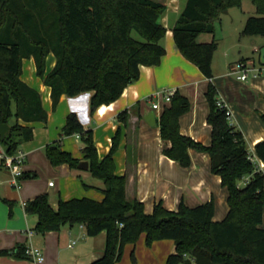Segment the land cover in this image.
I'll use <instances>...</instances> for the list:
<instances>
[{"label": "trees", "instance_id": "1", "mask_svg": "<svg viewBox=\"0 0 264 264\" xmlns=\"http://www.w3.org/2000/svg\"><path fill=\"white\" fill-rule=\"evenodd\" d=\"M242 1L186 0L172 27L177 48L210 79L205 93L210 144L181 132L179 117L191 103L178 90L159 117L161 137L170 142L163 149L165 155L189 166L190 148L209 154L211 171L220 176L228 192L225 218L213 220L212 200L197 206L180 202L176 210L158 202L147 213L142 201L126 198V177L115 171L121 126L109 152L100 158L92 129L85 128L78 115L70 112L61 135H80L83 159L91 174L103 181L104 196L101 200L86 196L59 199L56 208L47 193L27 200L26 212L37 215V232L59 230L65 224H82L89 236L106 231L102 256L89 264L116 263L125 245L135 244L142 233L147 245L160 239L174 240L175 251L167 256L166 264H264V172L251 159L253 153L242 130L230 122L227 108L218 105L217 88L211 80L217 42L199 40L201 33L215 31L214 22L224 10L240 6ZM251 1L257 14L246 18L241 37L264 35V0ZM165 9L166 4L159 0H0V123L11 126L4 139L0 137L6 151L16 153L22 142L33 137L32 126L20 120L48 118L40 92L21 78L24 58H34L37 75L51 87L53 108L62 94L90 91L93 114L99 106L118 99L125 87L139 78L141 65L161 61L166 52L161 43L167 31L161 22ZM50 52L56 63L46 73ZM118 119L127 124V110L121 111ZM255 151L264 161V140L257 142ZM45 152L53 165L79 167L81 162L62 148L60 140L49 143ZM25 251L26 246L19 244L0 249V254L28 257ZM131 258L135 260L134 251Z\"/></svg>", "mask_w": 264, "mask_h": 264}, {"label": "crops", "instance_id": "2", "mask_svg": "<svg viewBox=\"0 0 264 264\" xmlns=\"http://www.w3.org/2000/svg\"><path fill=\"white\" fill-rule=\"evenodd\" d=\"M159 1L166 4L161 22L167 29L161 40L166 49L161 61L156 65H141L139 78L125 87L118 99L99 106L93 114L89 107L90 91L75 96L62 94L53 108L51 87L37 75L34 58L23 59L21 78L40 92L48 118L47 121L20 120L21 124L33 128V137L19 146V150L25 153L23 169L25 174L36 173V176L21 177L19 186H13L10 183V170L0 158V249L14 248L19 244L38 246L45 255L41 264H89L102 256L106 231L89 236L81 224H65L59 230L37 232L34 229L37 215L28 214L24 206L27 200L41 193L48 194L54 208L59 199L86 196L101 200L104 196L103 181L94 177L89 168L71 167L67 163L53 165L46 155V146L60 140L63 149L81 161L85 160L82 152L84 143L80 136L61 135L70 112L78 115L85 128L92 129L100 158L109 152L112 138L118 126H121L119 147L114 153L115 171L126 177V198L142 201L147 213H151L158 202L170 210H176L180 202L197 206L212 200L213 220L220 221L227 215L228 192L222 186L220 176L211 171L207 152L190 148L189 166L181 165L163 152L170 142L160 134L159 117L162 109H154L147 96L163 88H175L186 95L191 105L179 117L180 130L208 145L211 142V125L207 122L209 103L205 93L210 79L180 52L173 39L172 27L186 0L183 3L180 0ZM205 34L209 36L204 39L202 37ZM228 36L227 40L222 38L226 44L224 65L216 64L214 54L211 80L217 88L218 99L230 110L233 123L242 130L248 149L256 156L264 172V161L255 151L257 142L264 140V64L260 60L264 37L252 35L243 38V43H248L253 51L258 52L262 67L254 63L247 78L241 80L238 78L237 60L232 62L230 59L237 57V27L230 30ZM212 39L214 34L209 32L199 35V40L203 42ZM233 52L236 54L232 57ZM241 60L246 62L244 57ZM55 63L56 57L50 52L46 59V73ZM123 110L128 113L127 124L118 119ZM150 112L155 114L153 122L152 118L146 119ZM51 181L53 184H50ZM5 199L12 201V204L9 205ZM261 226L264 228V210ZM29 230H33V233L29 234ZM145 237L146 234L142 233L135 244L127 243L122 259L114 264H166L167 256L175 251L174 240L160 239L147 245ZM132 251L135 254L134 262L129 260ZM0 264L34 262L30 257L0 254Z\"/></svg>", "mask_w": 264, "mask_h": 264}, {"label": "rangeland", "instance_id": "3", "mask_svg": "<svg viewBox=\"0 0 264 264\" xmlns=\"http://www.w3.org/2000/svg\"><path fill=\"white\" fill-rule=\"evenodd\" d=\"M180 1L183 3L185 0H180ZM226 10L227 11L224 10L214 22L215 31L212 34H214V39L217 42V49L215 51L216 64L222 67L224 65L223 53L225 52L226 44L223 43L222 38H225V40H227L229 38L228 36L229 31L237 27V57L230 59L232 60V62L237 60L238 63L240 61H243L241 60V58L244 57L246 59V64L249 67L252 68L254 63L256 64L257 67H262V64L259 62L258 52L253 51L252 48L249 47L248 43L246 42L243 43L242 41L243 38L249 36H244V37L240 36V32L243 28L246 18L249 15L257 14L255 10V5L252 3L251 0H244L243 4H241L240 6H232ZM207 36H209V34L203 35L202 38L205 39L207 38ZM260 36L264 37V35H259V37ZM235 54L236 53L233 52L232 57ZM149 101L152 102L151 99ZM246 179L247 178H244L239 182L241 186L245 184ZM129 260H131V262L132 261L134 262V260L131 257L129 258Z\"/></svg>", "mask_w": 264, "mask_h": 264}, {"label": "built area", "instance_id": "4", "mask_svg": "<svg viewBox=\"0 0 264 264\" xmlns=\"http://www.w3.org/2000/svg\"><path fill=\"white\" fill-rule=\"evenodd\" d=\"M238 78L241 80H245L248 76L251 67H249L246 62L240 61L236 64ZM175 88H163L158 89L147 96V99L152 101V107L154 109H163L165 105L169 104L171 101L172 95L175 93ZM218 105L225 106V104L218 99ZM226 107V106H225ZM227 108V107H226ZM228 118L231 123H233L232 116L230 110L227 108ZM80 136L79 134H76ZM0 158L3 164L10 170L11 179L10 183L13 186H19V179L24 175V160H25V153L21 150H17L14 154H9L5 147L3 146L2 142L0 141ZM252 160H257L256 156L253 154L251 156ZM50 184H53L51 181ZM82 225V224H81ZM84 226V225H82ZM29 234L33 233V230L28 231ZM26 254L28 257L32 259L34 264H41L45 259V255L43 250L32 244L26 246Z\"/></svg>", "mask_w": 264, "mask_h": 264}, {"label": "water", "instance_id": "5", "mask_svg": "<svg viewBox=\"0 0 264 264\" xmlns=\"http://www.w3.org/2000/svg\"><path fill=\"white\" fill-rule=\"evenodd\" d=\"M227 11V10H225ZM260 60L261 63L264 64V46L260 49ZM154 112H150L147 114L146 119L149 120L152 118V122H153V118H154ZM10 124L9 123H0V137L1 139H4L6 133L10 130ZM79 166L84 167V168H88L89 167V163L87 160H82L79 163Z\"/></svg>", "mask_w": 264, "mask_h": 264}]
</instances>
